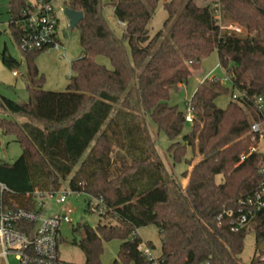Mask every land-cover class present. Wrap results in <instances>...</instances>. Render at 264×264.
Returning <instances> with one entry per match:
<instances>
[{
  "label": "trees",
  "instance_id": "obj_1",
  "mask_svg": "<svg viewBox=\"0 0 264 264\" xmlns=\"http://www.w3.org/2000/svg\"><path fill=\"white\" fill-rule=\"evenodd\" d=\"M161 1L109 0L115 19L126 25L122 36L104 19L102 0L65 1L64 8L84 14L77 28L83 55L72 63L66 91L50 92L35 63L46 51L24 52L28 102L0 96L5 113L0 138L13 136L23 152L13 164L0 162V183L12 192L8 200L28 209V195L57 193L63 182L76 195L102 197L107 211L98 214L97 229L87 224L73 229L83 234L77 245L86 264H101L103 242L116 239L122 245L114 264H150L139 251L142 239L133 233L152 225L161 238L162 264H242L248 232L254 230L257 246L264 242V210L237 233L227 217L220 225L217 218L236 212L239 201L264 180L262 154L249 155L258 143L251 127L264 124V0H170L163 5L168 14L163 29L151 36ZM218 1L223 20L237 23L242 34L221 29L212 8ZM29 5V0L8 3V27L17 44ZM213 53L238 98L219 108L216 100L231 90L223 80L201 83L187 103L193 121L183 135L186 114L170 104L171 95ZM99 57L110 67L98 63ZM3 61L10 69L19 66L7 52ZM148 121L171 142L167 153L174 165L187 164L180 175L188 181L185 187L168 174ZM121 155L129 163L114 174ZM87 211L93 213L90 200ZM108 216L117 226L103 224ZM250 264H264L263 252Z\"/></svg>",
  "mask_w": 264,
  "mask_h": 264
},
{
  "label": "rangeland",
  "instance_id": "obj_2",
  "mask_svg": "<svg viewBox=\"0 0 264 264\" xmlns=\"http://www.w3.org/2000/svg\"><path fill=\"white\" fill-rule=\"evenodd\" d=\"M9 1L10 0H0V96L15 102H28V85H30L28 64L24 52L15 42L8 27L10 21V15L8 14ZM65 1L66 0H55L54 2V10L60 20V40L65 50L64 52H44L40 54L35 61L39 73L45 78L43 89L50 92L66 91L73 74L72 63L73 61L80 59L83 55V51L79 43V31L77 29H70L68 21L61 11V9L64 8ZM169 1L170 0H162L159 3L149 26L151 36H154L163 29L164 23L168 18V14L163 5ZM102 4V15L108 26L117 36H122L124 28L115 19L114 11L108 5L109 0H102ZM231 26H236L242 30V33L244 32L243 28L237 23L222 20L221 27L229 28ZM222 30L225 31L226 29ZM6 52L19 63L18 67L10 69L4 64L3 55ZM97 62L110 67L109 61L103 57L97 58ZM14 71L18 73L17 77L13 76ZM211 76L219 77L223 80V85L231 90L230 82L225 79L222 70L219 68L218 56L216 53H213L210 57L203 60L198 74L190 78L188 83L180 87L179 90L172 93L170 104L178 106L180 111L187 114V103L193 97L199 85ZM233 93L234 92L231 90L230 93L219 97L216 100V105L219 108L225 109L233 100ZM3 115H5V113L0 110V116ZM19 119L20 118H17V121L22 124V121ZM148 128L149 133L157 147V153L166 165L168 174L185 187L188 181L182 180L180 175L188 169L187 164L182 162L174 165L172 159L167 153V149L171 142L165 133L159 131L152 121H148ZM190 130L191 124L187 122L183 135L188 134ZM181 140L182 137H180L179 141ZM22 152L20 144L16 142V139L13 136H2L0 138V162L13 164L22 155ZM189 157L190 155L188 158ZM123 163H129V161L121 155L114 167V174L121 171L119 169H121V165ZM189 170H191V168ZM220 181L221 177L218 178V182ZM58 193L53 199L46 201L43 208L44 215L54 216L62 214L65 207L74 211V214L71 216L72 223L64 224L61 227V241L58 247L59 257L62 261L70 264H86L85 256L77 245L83 238V234L76 235L74 234L73 229L77 228L81 224H87L90 228L96 230L102 220L97 212L90 213L87 211V203L90 198L87 195H76L71 193L68 189V182H63V186ZM62 193H70L68 203L66 205L57 203L58 196ZM103 224L112 227L117 226V223L109 216L103 218ZM137 233L145 245L148 246V244H150L154 247L151 248L149 246L153 251V255L157 258L160 257L162 244L157 227L152 225L141 228L137 231ZM121 245L122 241L118 239L112 240L111 242H103V253L100 257V263L114 264V262L118 260V253ZM256 255H259L256 243V234L254 230H251L246 236L245 247L240 256V261L242 264H250ZM10 262L15 264V258L11 257Z\"/></svg>",
  "mask_w": 264,
  "mask_h": 264
},
{
  "label": "built area",
  "instance_id": "obj_3",
  "mask_svg": "<svg viewBox=\"0 0 264 264\" xmlns=\"http://www.w3.org/2000/svg\"><path fill=\"white\" fill-rule=\"evenodd\" d=\"M54 2L55 0H29L27 18L22 26L23 34L18 43L23 52L33 50L64 52L65 48L60 40V20L54 10ZM212 8L221 27L223 20L221 2L214 3ZM64 9L62 8L61 11L64 12ZM120 25L126 28L124 23ZM221 29L237 34L242 33V30L236 26L221 27ZM13 76L17 77L18 73L14 71ZM208 79L214 82L221 80L217 76H211ZM237 98L235 94L233 99L237 100ZM258 102L262 104V99ZM192 121L191 110L187 108L186 122L192 123ZM251 133L253 140L258 139V143L250 148L249 155L262 154L264 158V124H253ZM245 159L246 157L243 156L242 161ZM260 174L264 178V169L260 170ZM11 193L4 184L0 183V264H12L11 257L15 258V264H70L60 259L58 247L61 241V227L72 223L71 216L74 211L65 207L62 214L44 215L43 208L46 201L53 199L58 192L43 194L36 191L28 195L27 200L32 203L30 209L19 207L13 201L8 200L7 197ZM69 196L70 193L60 194L57 203L66 205ZM89 200L93 213L103 214L107 211L102 197ZM263 210L264 180L253 195L239 201L236 212L226 211L217 220L220 225L223 217H227L230 220L232 231L237 233L250 228ZM137 236V232L133 233V238ZM139 251L150 264H162L160 257H155L152 249L144 243L139 247Z\"/></svg>",
  "mask_w": 264,
  "mask_h": 264
},
{
  "label": "water",
  "instance_id": "obj_4",
  "mask_svg": "<svg viewBox=\"0 0 264 264\" xmlns=\"http://www.w3.org/2000/svg\"><path fill=\"white\" fill-rule=\"evenodd\" d=\"M64 16L66 17L69 27L71 30H75L78 28L79 24L84 19L83 12H76L74 10L65 8L63 12ZM258 251L263 252L264 251V242L259 244Z\"/></svg>",
  "mask_w": 264,
  "mask_h": 264
},
{
  "label": "crops",
  "instance_id": "obj_5",
  "mask_svg": "<svg viewBox=\"0 0 264 264\" xmlns=\"http://www.w3.org/2000/svg\"><path fill=\"white\" fill-rule=\"evenodd\" d=\"M20 121H22L21 123H24L25 122V120L24 119H19ZM156 146V145H155ZM156 150H157V147H156ZM165 167H166V165H165ZM139 236V235H138Z\"/></svg>",
  "mask_w": 264,
  "mask_h": 264
}]
</instances>
